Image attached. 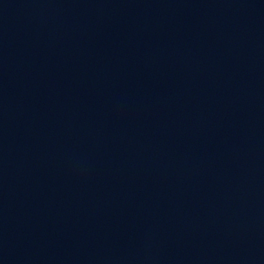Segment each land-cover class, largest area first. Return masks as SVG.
I'll return each instance as SVG.
<instances>
[{"label":"water","instance_id":"water-1","mask_svg":"<svg viewBox=\"0 0 264 264\" xmlns=\"http://www.w3.org/2000/svg\"><path fill=\"white\" fill-rule=\"evenodd\" d=\"M0 264H264L251 0H0Z\"/></svg>","mask_w":264,"mask_h":264}]
</instances>
